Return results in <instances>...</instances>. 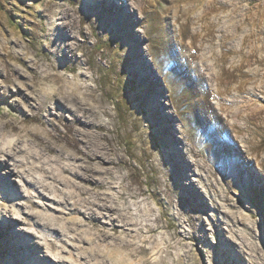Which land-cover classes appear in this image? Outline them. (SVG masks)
<instances>
[{
  "label": "rangeland",
  "instance_id": "obj_1",
  "mask_svg": "<svg viewBox=\"0 0 264 264\" xmlns=\"http://www.w3.org/2000/svg\"><path fill=\"white\" fill-rule=\"evenodd\" d=\"M156 2L0 0V128L5 120L18 126L13 134L23 135L36 127L34 122L23 123V113L12 105L10 97L24 102L18 87L53 93L65 77L82 82V91L108 124L105 131L112 145L126 153L139 170L126 182L132 186L121 198L123 205L132 208L138 228L143 223L150 228L160 225L153 232L136 235L139 242L132 250V264H264V245L260 247L264 244L263 170L257 163L249 169L247 159L240 165L239 160L233 163L234 151L223 132L213 126L210 115L202 116L205 82L211 89L208 100L221 111L215 73L223 66L224 76L234 83L242 77L248 88L258 85L256 106L264 115V0H183L169 13L163 0ZM208 3L213 4L211 18L196 20ZM175 12L177 20L172 19ZM197 32L201 35L193 46ZM224 34L229 60L214 64L213 53L221 56L225 48ZM56 45L64 52L57 51ZM194 50L199 57L193 59ZM65 52L77 57L72 69L66 66L73 61L61 58ZM83 68L87 76H81ZM32 82L34 87L28 84ZM259 138L264 139V128ZM191 150L199 154L203 168L187 169ZM4 158L0 154V212L8 221H0V264H18L16 258H26L30 252L26 248L30 232L39 241L41 235L32 224L10 222L12 210L7 208L12 202L20 203L21 196L17 193L19 178L10 173ZM227 175L259 222L262 233L249 234L258 237L253 243L242 236L247 231L241 224L235 225L221 209L219 213L214 208L219 204L218 193L211 183L225 184ZM142 191L146 193L139 194ZM131 192L138 194L132 198ZM145 200L152 211L136 213L135 208L143 207ZM36 220L46 221L42 216ZM115 254L116 259L122 256Z\"/></svg>",
  "mask_w": 264,
  "mask_h": 264
},
{
  "label": "bare ground",
  "instance_id": "obj_2",
  "mask_svg": "<svg viewBox=\"0 0 264 264\" xmlns=\"http://www.w3.org/2000/svg\"><path fill=\"white\" fill-rule=\"evenodd\" d=\"M143 1L146 4L150 0ZM160 1L162 0H157L156 3ZM163 1L166 3L164 10L169 13L172 7H178L183 0ZM212 12L213 4L208 3L206 10L196 20L207 22ZM62 14L64 18V13ZM177 17H179L178 12H175L172 19L177 20ZM191 23L194 24L197 21ZM74 24L76 23L72 22L71 26L74 27ZM78 28L83 31L82 25H78ZM180 30L182 33V29ZM200 35L199 32L194 34L191 45L195 46ZM226 42L227 35L224 34L222 44L225 48L221 56L213 53L214 64H218L220 60L225 62L229 60ZM55 47L57 51H63L60 46ZM197 55L199 57L198 51L194 50L191 58L194 59ZM61 58L73 61L71 65L67 64V69H72L78 61L73 52L69 55L65 52ZM225 71L226 68L223 66L222 71L215 73L216 96L219 98L221 111L216 110L217 107L215 108L208 100L211 89L205 82L202 90H206L208 97H205L202 104L204 110L202 116L210 115L213 126L223 132L224 140L234 151L233 163L239 160L238 165H240L242 159H247L246 166L249 169L257 163L264 173V139L259 138L263 133L264 115L257 110L256 106L260 100L258 85L248 88L247 79H241L242 77L240 80L235 79L238 82L233 79L236 82L234 83L232 79L224 76ZM81 76H87L85 68L82 69ZM62 81L59 90L53 93L45 89H39V91L33 89L29 92L27 89L18 87L17 93L24 102L10 97L13 107L23 113L22 122L36 124L34 130L26 129L23 135L13 134L12 131L18 129V126L6 120L0 128V154L5 156L4 162L10 173L19 178L17 193L21 196L20 203L12 202L7 208L9 211L12 210L10 222L32 224L34 226L32 229L41 235V241H39V238L36 240L34 238L36 235L30 232V239L26 246L30 252L26 258L17 257L16 262L18 264L23 262L111 264L108 261L112 260V264H132V250L139 242L136 235L153 232L160 228L159 224L150 228L146 223L138 228L139 221L134 218L132 208L124 206L121 201L127 189H131L132 186L131 183L129 186L126 185V182L133 174L138 175L139 170L126 153L119 152L112 145V139L105 131L108 124L101 120L97 106L82 91V82L72 81L66 77ZM28 84L34 87V82ZM17 93L13 96H17ZM203 120L204 118L200 119V121ZM9 136L14 139L9 140ZM202 140L200 138L199 141ZM236 142H240L241 147ZM231 151L229 150L230 153ZM189 154L191 162L187 161L185 165L187 169L190 171L197 165L203 168L204 164L199 161V154L194 150H191ZM124 167L129 168L130 171L124 173L122 170ZM208 173L214 175L213 171L209 170ZM31 174H35L38 180H34V177L30 179ZM250 174L253 178V173ZM231 180L232 177L227 175L225 184L219 180L211 183V186H214L213 191L218 193L219 204L214 208L219 210V213L221 209V212L232 219L235 225L241 224L243 230L247 231L242 236L252 240L253 243L258 237L256 235L249 237V234L262 233L259 222L255 220V213L248 206L246 207L243 197L240 196ZM143 193L146 191L139 194ZM137 194L138 192L130 193L132 198ZM144 204L143 207H134L136 213L152 211L149 201L145 200ZM231 208L236 212L231 211ZM241 208L249 213L241 211ZM41 216L46 219L45 222L36 220ZM0 221L1 224L8 221L3 217L2 212H0ZM42 226H45L43 228H47L49 232H46ZM144 239L141 238L140 241ZM260 245L262 247L264 244ZM2 251L6 254L7 250ZM41 251L44 255H41ZM116 252H121L122 256L116 259ZM140 263L141 261L138 264Z\"/></svg>",
  "mask_w": 264,
  "mask_h": 264
}]
</instances>
